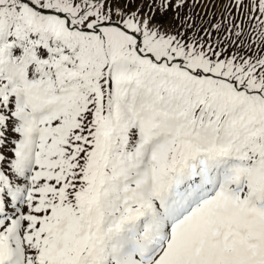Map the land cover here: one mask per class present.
<instances>
[{"label": "snow or ice", "instance_id": "obj_1", "mask_svg": "<svg viewBox=\"0 0 264 264\" xmlns=\"http://www.w3.org/2000/svg\"><path fill=\"white\" fill-rule=\"evenodd\" d=\"M0 264H264V0H0Z\"/></svg>", "mask_w": 264, "mask_h": 264}, {"label": "rangeland", "instance_id": "obj_2", "mask_svg": "<svg viewBox=\"0 0 264 264\" xmlns=\"http://www.w3.org/2000/svg\"><path fill=\"white\" fill-rule=\"evenodd\" d=\"M195 11L200 12L201 10L199 8H197Z\"/></svg>", "mask_w": 264, "mask_h": 264}]
</instances>
